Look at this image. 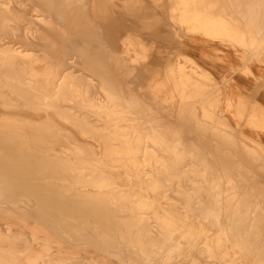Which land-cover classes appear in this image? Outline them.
Segmentation results:
<instances>
[{"label": "bare ground", "instance_id": "1", "mask_svg": "<svg viewBox=\"0 0 264 264\" xmlns=\"http://www.w3.org/2000/svg\"><path fill=\"white\" fill-rule=\"evenodd\" d=\"M259 65L264 0H0V264H264Z\"/></svg>", "mask_w": 264, "mask_h": 264}, {"label": "rangeland", "instance_id": "2", "mask_svg": "<svg viewBox=\"0 0 264 264\" xmlns=\"http://www.w3.org/2000/svg\"><path fill=\"white\" fill-rule=\"evenodd\" d=\"M250 67H251V64H249V68ZM261 69H262V67H261V65H259L258 70L257 71L254 70L253 71L254 72L253 75L250 78L247 79L248 81H245V83L243 84L244 87L240 90L241 91L240 93L243 96L244 95L250 96L251 94H253L254 90L258 88V84L262 81V79L264 80V78L262 76L263 73H262ZM241 94H239V95H241ZM19 115L24 116V117H26V118H28L30 120L36 119V117L33 114H31V113L20 112ZM54 121L56 123H59L60 125L62 124L57 119H54ZM61 128L65 129L67 131V133H70L75 139L81 140L80 136L74 130V128H72L70 126H66V125H61ZM242 132L245 135V137H248V138L252 137V135H250V132H248V130H242ZM0 229H2L4 231L5 225L3 223H0Z\"/></svg>", "mask_w": 264, "mask_h": 264}]
</instances>
